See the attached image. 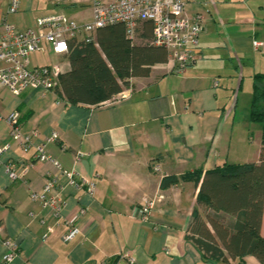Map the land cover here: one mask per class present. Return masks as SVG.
Masks as SVG:
<instances>
[{
	"label": "crops",
	"instance_id": "crops-1",
	"mask_svg": "<svg viewBox=\"0 0 264 264\" xmlns=\"http://www.w3.org/2000/svg\"><path fill=\"white\" fill-rule=\"evenodd\" d=\"M182 1L189 16H202L201 58L181 74L171 70L168 58L155 63L148 76L130 79L121 91L126 100L72 105L55 90L27 89L14 95L0 86V144L10 139L6 118L11 112L18 113L21 132L32 143L24 152L14 142L1 159L2 166L12 162L19 173L10 179L0 168L2 237L17 240L20 247L15 259L4 263L6 247L0 240V264H130L120 257L125 252L134 258L132 264H224L206 260L185 238L199 185L181 176L259 160L262 132L256 139L248 129L250 99L243 127L235 109L244 70L251 74V91L253 75L264 72V0ZM8 4L0 0V31L4 21L25 29L56 12L78 22L91 20V0H19L14 13L7 11ZM41 53L49 58L44 64L70 69L66 55L52 54L48 46ZM32 56V66L44 65ZM51 132L58 137L47 145L48 153L64 169L93 182V194L67 184L50 162L33 158V146ZM49 173L63 189L59 218L30 199ZM173 177L175 183L162 186L164 178ZM156 194L162 201L150 220H140L137 206ZM67 221L75 222L80 232L64 242ZM260 232L264 237V212ZM231 263L262 264L252 255Z\"/></svg>",
	"mask_w": 264,
	"mask_h": 264
},
{
	"label": "trees",
	"instance_id": "trees-1",
	"mask_svg": "<svg viewBox=\"0 0 264 264\" xmlns=\"http://www.w3.org/2000/svg\"><path fill=\"white\" fill-rule=\"evenodd\" d=\"M152 23L143 21L129 37L123 23L98 28L95 42L72 41L66 58L70 69L55 88L72 105H97L120 93L133 77L148 76L152 65L166 61L167 52L150 44ZM250 122L262 125L264 139V72L253 75L248 106ZM199 185L196 206L185 238L209 261L232 264L252 255L264 264V149L258 162L224 163L202 173L181 176ZM162 186L177 178H164Z\"/></svg>",
	"mask_w": 264,
	"mask_h": 264
},
{
	"label": "built area",
	"instance_id": "built-area-1",
	"mask_svg": "<svg viewBox=\"0 0 264 264\" xmlns=\"http://www.w3.org/2000/svg\"><path fill=\"white\" fill-rule=\"evenodd\" d=\"M66 3L71 0H59ZM19 0H9V13L17 11ZM91 20L78 22L63 12H56L42 16L36 20L33 27L17 29L9 22H3L0 31V86L7 88L12 94L20 95L27 89L55 90L58 86L59 75L63 72L61 64L49 63L31 65L34 53L44 52L48 46L49 52L55 55H67L72 41L85 43L95 42V32L98 28L114 23H123L129 37L135 36L136 29L143 21L152 23V38L150 44L166 50L170 68L174 73L181 74L185 68L201 58L199 51V36L203 31L201 15L189 16L185 11L182 0H91ZM258 46L260 42L253 41ZM217 83L215 82V85ZM128 99L124 92L106 100L101 105H108ZM10 125V139L0 144V163L2 156L10 150L12 144L17 143L27 152L32 147L29 136L23 135L18 122V113L11 112L7 118ZM58 135L51 132L41 143L33 146V158L40 162H50L58 173L66 178L67 184L80 190L85 187L89 194H93L95 186L89 179L79 175L74 170H66L47 151V145L54 142ZM264 149V139L262 143ZM4 168L10 179L19 176L16 165L6 163ZM28 166H23V172ZM154 170L159 171L158 165ZM62 187L56 176L48 174L45 184L39 191H33L30 199L37 202L41 208L49 209L54 216L61 217L65 201ZM163 196L156 194L143 198L136 208V215L142 221L151 218L152 210L161 202ZM84 209H80L83 215ZM67 230L62 236L64 242L71 241L79 234V226L67 221ZM0 225V240L6 247L3 262H12L19 253V243L13 238L2 237ZM121 258L130 264L134 258L125 252Z\"/></svg>",
	"mask_w": 264,
	"mask_h": 264
},
{
	"label": "rangeland",
	"instance_id": "rangeland-1",
	"mask_svg": "<svg viewBox=\"0 0 264 264\" xmlns=\"http://www.w3.org/2000/svg\"><path fill=\"white\" fill-rule=\"evenodd\" d=\"M199 41H200V36H199ZM32 61L36 62L38 64H44V63H48L49 62V58L46 54L38 52L33 54L32 56ZM250 72H248L247 70H244L243 72V82L241 85V88L239 91H237V101H236V109H235V114H236V120H238L237 122L243 127L244 122V118L246 116V112H247V106H248V101L250 99V89H251V78H250ZM236 96V95H235ZM233 101V98H232ZM249 127L248 129H250L252 132H254V135L256 137V139H258L259 133L262 132V125L256 122H252V123H248ZM262 143H263V138L261 141V147H262ZM257 144V143H256ZM255 148V152H258V144L254 145ZM255 157V156H253ZM254 159V158H251ZM257 159V158H256ZM254 161V160H253Z\"/></svg>",
	"mask_w": 264,
	"mask_h": 264
}]
</instances>
